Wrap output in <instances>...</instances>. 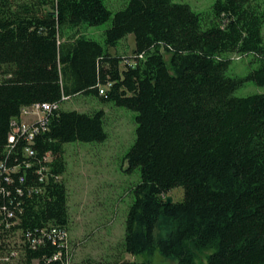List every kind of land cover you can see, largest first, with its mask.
Here are the masks:
<instances>
[{
    "label": "trees",
    "instance_id": "obj_1",
    "mask_svg": "<svg viewBox=\"0 0 264 264\" xmlns=\"http://www.w3.org/2000/svg\"><path fill=\"white\" fill-rule=\"evenodd\" d=\"M103 1L0 0V159L21 161L19 152L5 160L2 148L23 106L83 95L133 110L135 136L124 158L141 181L126 212L121 251L157 250L175 264H194L198 253L212 249L202 264H264V94H232L246 81L264 85V0H215L209 25L173 0H128L113 14ZM108 21L102 43L82 32ZM130 34L133 56L121 68L127 60L109 48ZM229 54L251 56L255 67L228 77ZM62 102L33 145L38 158L50 153V174L60 179L50 178L43 195L29 198L25 186L36 180L34 168L24 183L21 171L11 184L1 183L10 193L0 189V203L20 202L15 211L29 232L47 223L68 228L63 145L106 139L102 109L63 110ZM177 187L182 201L166 204ZM162 215L175 226L155 241ZM55 251L49 241L25 250L22 264H61L50 260Z\"/></svg>",
    "mask_w": 264,
    "mask_h": 264
},
{
    "label": "rangeland",
    "instance_id": "obj_2",
    "mask_svg": "<svg viewBox=\"0 0 264 264\" xmlns=\"http://www.w3.org/2000/svg\"><path fill=\"white\" fill-rule=\"evenodd\" d=\"M173 1L190 6L193 11L200 13L208 25L213 18L212 5L215 0ZM127 2L128 0H104L103 4L113 14L124 8ZM109 24L108 21L97 26H83L82 32L85 36L102 43L104 30ZM261 34L264 39V24ZM134 46V36L130 34L120 40L115 47H110L109 52L124 56L127 61L120 65L123 68L127 62L131 63ZM228 56L231 59L225 72L228 77H244L255 67V64L251 63V56L234 54ZM168 57L165 53L166 62ZM255 93L264 94V85L246 81L232 94L236 97H245ZM61 108L80 112L102 109L104 112L103 128L106 133L104 141L73 142L63 145L66 168L61 179L67 189L68 231L72 244L74 245L76 241L73 237H76L77 244L84 243V249L95 251L101 258L107 252L116 255L121 232L123 237L126 212L134 199L133 188L141 181L139 171L137 169L130 171L124 158L134 140L136 112L112 102L102 103L94 96L83 95L67 98L61 103ZM167 195L172 197L173 202H181L183 189L174 188ZM174 226L170 218L160 216L154 229V240L167 238ZM212 251L209 249L198 253L194 264L205 263L206 255ZM75 256L76 251L74 260ZM133 259L139 263L149 260L148 264L176 262L174 258L163 257L157 250L151 256L143 254L133 256Z\"/></svg>",
    "mask_w": 264,
    "mask_h": 264
},
{
    "label": "built area",
    "instance_id": "obj_3",
    "mask_svg": "<svg viewBox=\"0 0 264 264\" xmlns=\"http://www.w3.org/2000/svg\"><path fill=\"white\" fill-rule=\"evenodd\" d=\"M102 90H99L100 94L103 93ZM66 99L61 97V100L55 103H34L23 106L18 116L10 121L2 156L7 160L9 156H15L19 152L21 161L19 164L8 165L0 159V189L5 196H8L10 192L5 191L6 187H2L1 183L11 184L13 176L20 171L23 176L19 177V181L24 183L26 170L31 168L35 170L36 180L30 181L25 186V195L28 198L32 195H43L50 178L54 181L60 179L59 176L50 174L49 164L52 160L50 153L47 152L43 157L38 158L35 156L33 145L36 135L47 128V115L52 110L59 109L60 102ZM16 193L20 195L19 190H16ZM9 202L11 203V200ZM19 205L20 202H17L10 208L0 203V264H22L25 250H34L48 241L56 248L50 260H59L61 264H74L75 249L68 228L64 225L47 223L29 232L21 227V218L15 211ZM33 263L38 264V261L33 260Z\"/></svg>",
    "mask_w": 264,
    "mask_h": 264
},
{
    "label": "crops",
    "instance_id": "obj_4",
    "mask_svg": "<svg viewBox=\"0 0 264 264\" xmlns=\"http://www.w3.org/2000/svg\"><path fill=\"white\" fill-rule=\"evenodd\" d=\"M74 239L76 240L74 243V247H75V251H76V256H75L76 262H81L82 260H84L86 258H91L94 260H105V259H107L109 261L110 260L112 261L114 259H119V260H124V261H128V262H133V263L135 262L132 255H129L127 253H123L121 251V246H119V250H118V253L116 255L114 253H110V252L108 253L107 252V254L103 255V257L101 258L100 256L97 255V253H95V251H87L86 249H84L83 248L84 243L83 244L82 243L77 244L76 242H77L78 238L73 237V240ZM121 240H122V232L120 235V243H121ZM98 257H100V258H98Z\"/></svg>",
    "mask_w": 264,
    "mask_h": 264
},
{
    "label": "water",
    "instance_id": "obj_5",
    "mask_svg": "<svg viewBox=\"0 0 264 264\" xmlns=\"http://www.w3.org/2000/svg\"><path fill=\"white\" fill-rule=\"evenodd\" d=\"M172 197L170 196H166V198H165V203L166 204H170L171 202H172V199H171Z\"/></svg>",
    "mask_w": 264,
    "mask_h": 264
}]
</instances>
